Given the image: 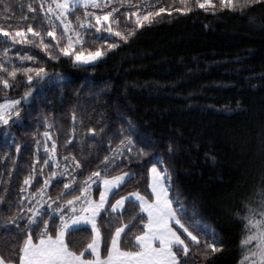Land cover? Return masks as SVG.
<instances>
[{"label": "snow or ice", "instance_id": "6c2138e0", "mask_svg": "<svg viewBox=\"0 0 264 264\" xmlns=\"http://www.w3.org/2000/svg\"><path fill=\"white\" fill-rule=\"evenodd\" d=\"M257 5L264 6V0H27L19 4V18L11 5H3L0 132L11 137L8 148L21 152L11 130L30 113L27 105L36 102L34 93L41 82L52 79L34 50L51 60L63 56L88 64L129 42L146 25L171 20L173 13L243 14ZM21 87L22 94H10ZM84 111L77 113L74 106L67 130L44 115L40 123L45 131L32 133L39 136L34 161L16 199L6 195L7 188L0 195V230L7 244L0 251V264H208L221 253L223 239L204 223L195 202L189 211L173 182L165 159L173 145L158 154L131 119L115 129L103 118L86 126ZM53 129H58L56 135ZM60 133L65 137L63 154L58 152ZM105 141L102 158L93 156ZM77 147L79 157L74 153ZM12 157L7 151L2 158ZM144 157L151 160L143 161ZM133 160L151 162L150 191L136 187L137 172L125 170ZM7 175L10 182L13 173ZM133 181L135 190L128 191ZM241 205L243 214L236 213L242 223L238 264H264V200L259 207L243 200ZM79 233L83 236L77 241L73 237Z\"/></svg>", "mask_w": 264, "mask_h": 264}, {"label": "trees", "instance_id": "16d2710c", "mask_svg": "<svg viewBox=\"0 0 264 264\" xmlns=\"http://www.w3.org/2000/svg\"><path fill=\"white\" fill-rule=\"evenodd\" d=\"M26 2L2 0L0 7L11 5L19 18V4ZM33 54L41 57L47 71L65 77L35 92L36 102L27 105L30 113L12 128L22 145L19 154L8 148L11 139L0 134V195L7 188L6 195L16 199L34 161L39 136L32 133L45 131L40 123L44 115L65 130L71 125L74 106L77 113L85 110L86 126L103 118L115 129L128 118L154 143L158 154L173 145L165 159L181 198H186L189 211L191 202L196 203L204 223L225 243L208 264H238L242 223L236 213L244 212L242 200L254 207L264 200V6L243 14L230 10L173 13L171 20L146 25L129 42L88 64L63 56L51 60L38 49ZM24 90L10 94L17 96ZM57 132L53 129L54 135ZM64 139L60 133L61 154ZM106 146L107 141L92 155L102 158ZM7 151L13 153L12 159L2 158ZM74 153L80 156L79 147ZM143 161L133 160L125 170L138 173L136 187L146 192L151 162ZM84 171L87 174L88 169ZM135 183L127 190H135ZM82 236L73 238L79 241ZM5 239L0 230V251L7 248Z\"/></svg>", "mask_w": 264, "mask_h": 264}, {"label": "rangeland", "instance_id": "374dc122", "mask_svg": "<svg viewBox=\"0 0 264 264\" xmlns=\"http://www.w3.org/2000/svg\"><path fill=\"white\" fill-rule=\"evenodd\" d=\"M94 62V61H93ZM91 63V62H90ZM82 64H84V63H82ZM48 73L50 74V76L52 77V79L51 80H49V81H47V82H41V84L39 85V91H41L44 87H46L48 84H50V83H54V82H58V81H61L62 79H64V74L63 73H61V72H49L48 71ZM34 88L35 87H37L36 85H34L33 86ZM22 94V93H21ZM20 95V94H19ZM0 134L2 135V136H4L3 135V133L2 132H0ZM8 140H10L11 138L10 137H8L7 138ZM41 151H43V146H42V148H41ZM150 175V174H149ZM150 190V189H149ZM96 196H97V198H98V193H96L95 194ZM146 215V214H145Z\"/></svg>", "mask_w": 264, "mask_h": 264}]
</instances>
